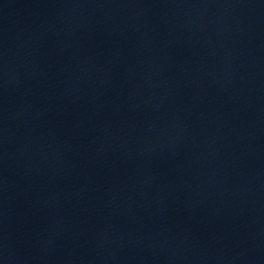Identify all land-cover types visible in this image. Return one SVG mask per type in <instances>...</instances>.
Listing matches in <instances>:
<instances>
[{"label":"water","instance_id":"95a60500","mask_svg":"<svg viewBox=\"0 0 264 264\" xmlns=\"http://www.w3.org/2000/svg\"><path fill=\"white\" fill-rule=\"evenodd\" d=\"M0 264H264V0H0Z\"/></svg>","mask_w":264,"mask_h":264}]
</instances>
